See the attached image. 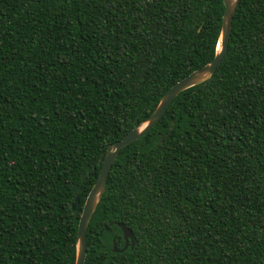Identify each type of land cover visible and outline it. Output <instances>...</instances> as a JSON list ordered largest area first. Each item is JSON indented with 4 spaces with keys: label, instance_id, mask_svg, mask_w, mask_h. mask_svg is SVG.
Instances as JSON below:
<instances>
[{
    "label": "trees",
    "instance_id": "trees-1",
    "mask_svg": "<svg viewBox=\"0 0 264 264\" xmlns=\"http://www.w3.org/2000/svg\"><path fill=\"white\" fill-rule=\"evenodd\" d=\"M222 0H0V264H74L106 149L216 53ZM78 195L79 206L71 205ZM117 224L133 236L124 241ZM84 264H264V0L121 149Z\"/></svg>",
    "mask_w": 264,
    "mask_h": 264
},
{
    "label": "water",
    "instance_id": "water-1",
    "mask_svg": "<svg viewBox=\"0 0 264 264\" xmlns=\"http://www.w3.org/2000/svg\"><path fill=\"white\" fill-rule=\"evenodd\" d=\"M222 2L224 6V12L221 20L220 36L216 46V53L213 59L206 65L191 72L189 75L176 82L165 92L155 110L144 122L126 133L120 140L112 143L107 147L106 153L102 160L99 175L85 199L82 207V212L79 217L77 226L76 258L74 264H84L85 262V235L87 226L95 211L100 197L105 191L108 175L112 165L114 164L118 152L131 143L145 136L161 119L170 103L179 93L193 86L207 82L215 73L217 67L220 65L222 59L226 55L231 33L232 19L238 0H222ZM78 206L79 200L78 195H76L74 198V202L71 205V210L74 211ZM117 226L121 229L124 245L122 248L118 249L114 240H112V252L122 253L128 245H130V249L134 247V240L131 231L127 227L122 224H117Z\"/></svg>",
    "mask_w": 264,
    "mask_h": 264
}]
</instances>
